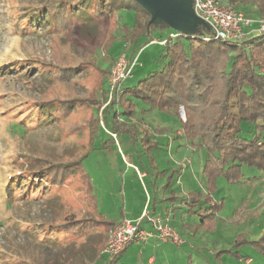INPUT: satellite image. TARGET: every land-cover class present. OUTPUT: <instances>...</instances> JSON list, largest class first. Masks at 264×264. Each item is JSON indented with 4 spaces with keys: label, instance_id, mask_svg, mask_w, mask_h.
<instances>
[{
    "label": "trees",
    "instance_id": "16d2710c",
    "mask_svg": "<svg viewBox=\"0 0 264 264\" xmlns=\"http://www.w3.org/2000/svg\"><path fill=\"white\" fill-rule=\"evenodd\" d=\"M42 1L33 10L28 5H18L17 13L9 19L18 33L34 34L38 27H45L46 33H61L75 22L89 27L102 24L106 17H111L109 24L112 38L99 61L103 74L100 87L106 94L107 105L101 114L100 109L92 111L87 149L74 157L57 161L29 153L22 154L23 161L27 160L29 165L35 167L19 171L20 179L15 184L18 192L23 189L27 196L37 191V199L45 196L44 201L50 204L48 206L53 211L55 208L51 204L57 200L58 191L69 184H80L81 197L96 217V220L88 219L61 203L60 209L64 211L58 213L59 222L44 230L45 239L41 241L47 242L50 235L57 233L78 237L98 226L108 233L116 226L117 223L108 221L98 211L92 177L84 165V160L98 140L104 146L112 142L118 145L130 142L134 148L140 147L143 155L169 147L180 160L188 156L189 165L199 167L197 175L203 180L202 188L196 187L186 193L182 188H174L183 167H189L187 164L158 172L166 175L169 181L175 178L174 184L170 181L163 188L169 189V197L164 201L169 202L165 211L172 217L170 223L174 229L177 225L181 228L190 226L197 232L217 233L218 211L222 203L214 200L213 193L218 180L223 178L229 184L243 182L250 186L256 181L264 184V33L249 34L242 41H219L211 36L207 27L199 26L196 34L181 35L171 40L165 47L161 69L151 71L133 86L125 89L121 87L120 92L110 99L106 82L116 62V58L110 56L112 45L118 40L128 43L132 56L144 48L156 33L158 38H164V31L172 29L165 23L150 25V13L134 0ZM221 1L248 17L264 19V0ZM0 3L9 4V0H0ZM122 10L135 12L132 28L118 18ZM183 39H187V42L184 43ZM12 64L2 66L3 70L13 69L17 65L14 62ZM47 72L41 70L39 74L46 76ZM75 72L76 68L58 65L47 77L51 82L54 79L66 83L75 77ZM74 105L72 100L58 105L54 102L45 103L40 106L43 119L39 125H50L68 117ZM181 108L185 110L186 120L180 116ZM100 120L110 124L107 141L100 139L98 134ZM156 121L164 126L160 131L165 132V136H155L153 124ZM10 126H17L28 133L29 128L22 121L13 122ZM140 173H145V178L150 176L146 170ZM5 175L3 189L7 198L11 199L15 191L12 190L14 184H10V170ZM41 183H45L44 186ZM22 185L26 187L21 188ZM259 192L260 199L255 202L256 206L259 202L264 203V187ZM250 206L248 203L245 209L249 210ZM188 221L191 224L186 223ZM242 237L243 240H237L236 243H247L244 234ZM249 243L264 257V235ZM100 253L94 264L100 261L103 264H120L121 253L114 259ZM232 254L239 256L237 251ZM243 259L251 260L249 256H243Z\"/></svg>",
    "mask_w": 264,
    "mask_h": 264
},
{
    "label": "rangeland",
    "instance_id": "374dc122",
    "mask_svg": "<svg viewBox=\"0 0 264 264\" xmlns=\"http://www.w3.org/2000/svg\"><path fill=\"white\" fill-rule=\"evenodd\" d=\"M42 2L9 0V4L0 3V264H94L104 250L109 233H104L101 226L78 237L57 233L48 239L46 237L47 242L41 241L45 239L44 230L59 222L61 203L68 205L72 212L96 220L81 197V185L69 184L60 189L56 194L58 201L51 204L55 208L52 211L50 204L44 201L45 196L37 199V191L26 196L23 189L18 192L15 184L20 179L19 171L33 166L27 160L23 161V153L57 161L74 157L87 149L92 111L100 109L101 114L107 105L106 94L100 87L103 74L99 61L111 42V17H106L102 24L89 27L75 22L61 33H46L45 27H38L34 34L18 33L9 21L11 15L17 13L18 5H28L33 10ZM135 15L134 11L122 10L118 18L132 28ZM171 33L170 29L165 30L164 37ZM158 36L156 33L155 38ZM183 40L187 42V39ZM130 50L128 43L118 40L112 45L110 56L117 60L122 53H127L128 58L135 60L141 49L132 56ZM164 52L165 47L158 44L144 46L131 71V78L122 84V88L133 86L151 71L161 69ZM12 62L17 64L13 69L3 70L2 66H11ZM58 65L76 68L75 77L66 83L54 79L51 82L47 76ZM41 70L48 71L47 75L39 74ZM69 100L75 105L68 117L50 125H39L43 119L40 106L48 102L58 105ZM180 116L186 120L185 110L183 114L180 112ZM18 121L28 126L27 134L17 126H10ZM99 123L100 139L107 141L110 124L101 120ZM153 126L155 136L166 135L160 131L164 127L160 122H154ZM93 148L84 160L85 169L92 177L98 211L115 224L124 216L129 217L131 212L140 218L146 205L156 202L155 197L159 200L169 197V189H162L170 181L174 184L175 178L169 181L166 175L158 172L190 164L188 156L180 160L169 147L143 155L141 148H134L130 142L120 145L112 142L104 146L98 140ZM194 168V172H199L198 166ZM190 169L183 167V174ZM9 170L10 184H14L12 190L15 191L11 199L3 189L5 174ZM144 170L150 176L142 180L139 173ZM193 179L196 187L202 188L203 180L198 175ZM255 183L251 186L243 182L229 184L225 179H219L213 193L214 200L222 203L218 211L217 233L197 232L190 226L181 228L177 225L175 229L186 244L178 248L173 242L167 243L172 251H179L174 255L169 252L171 257L183 258V264H249L251 261L252 264H264V257L249 243L264 235V204L260 208L259 202L253 207L255 210L245 209V205L249 203L250 206L260 199L259 191L264 184ZM41 184L44 186L45 183ZM174 185L177 186L176 183ZM166 204L169 202L156 204V207L162 211L161 205ZM151 209L152 206L149 211ZM141 226L154 230L147 221ZM243 234L247 243H236L243 240ZM234 251L239 252L238 257L232 254ZM243 256H249L251 260L245 261ZM128 258L124 255L119 258V263H129ZM98 264H103V261Z\"/></svg>",
    "mask_w": 264,
    "mask_h": 264
},
{
    "label": "built area",
    "instance_id": "2783aa9c",
    "mask_svg": "<svg viewBox=\"0 0 264 264\" xmlns=\"http://www.w3.org/2000/svg\"><path fill=\"white\" fill-rule=\"evenodd\" d=\"M193 8L196 15L208 26L211 36L222 41H242L252 33H264V19H253L233 6L223 3L221 0H193ZM257 25V26H255ZM178 32L171 33L164 38L153 37L149 45H161L166 47L171 40L180 37ZM208 40V39H207ZM143 48L133 60L128 58L127 53H122L116 60L108 79V90L110 99L122 87V84L132 76V69L138 60ZM181 113H184L181 108ZM103 122V121H102ZM137 169V168H136ZM140 178L144 174L139 173ZM145 221L149 222L154 230H147L141 226ZM152 239H159L163 243H172L178 246L184 244L183 238L171 226L170 219L157 216L149 211L146 205L142 215L137 220L125 219L112 228L106 239L103 254L109 259H114L134 243H146Z\"/></svg>",
    "mask_w": 264,
    "mask_h": 264
},
{
    "label": "crops",
    "instance_id": "0c3cea01",
    "mask_svg": "<svg viewBox=\"0 0 264 264\" xmlns=\"http://www.w3.org/2000/svg\"><path fill=\"white\" fill-rule=\"evenodd\" d=\"M194 166H195L194 164L189 166L191 169L187 172L185 171L184 174L182 171V175L179 176V178H181V179H179V182L176 183L177 186H174V188H176V189L182 188L183 189L182 191L184 193H186L189 190L196 188V185L193 182V180H194L193 176L194 175L197 176V172H194V170H193V169H195ZM143 174H144V176H143V178H141L142 180L146 179L145 178L146 174L145 173H143ZM183 180L185 181V183ZM182 182H183V185L181 186L180 183H182ZM162 190L164 191V189H162ZM160 193H162V191ZM165 199H166V197L164 199H160V200H159V197H155L156 202L152 203L151 205L149 204V209L152 206V209H151L152 214L162 215L164 217L169 215V213H166V211H165V207L167 206V204L161 205L164 208L163 209L164 211L163 210L160 211V210H158L159 208L156 207V204H159V205L163 204ZM263 204L260 203V206ZM255 206L256 205L252 204L249 209L255 210V209H253V207H255ZM260 208H262V206ZM256 210H259V209H256ZM250 213H251V211H250ZM130 215H129V217L124 216L117 223H119L125 219H128L129 221L130 220L135 221L139 217V215H137V217H134V213H132V212L130 213ZM169 219L172 222L171 216L169 217ZM186 223H191V222L188 221ZM143 224L144 223H142L141 225H143ZM184 244H186V242ZM167 245H168L167 243H163V242L159 241V239L158 240L152 239L146 243H134V244L130 245L125 250V252L121 253L119 258L123 257L124 255L125 256L128 255V257H129L128 262L129 263H127V264H183V262H184L183 258L182 259H179V258L176 259V257H174V259H173V256L171 257V255L169 253V252H172L174 255V254L178 253L179 251H177V250L172 251V249L167 247ZM177 247L180 248L183 246L177 245ZM180 256L182 257V255H180Z\"/></svg>",
    "mask_w": 264,
    "mask_h": 264
},
{
    "label": "water",
    "instance_id": "95a60500",
    "mask_svg": "<svg viewBox=\"0 0 264 264\" xmlns=\"http://www.w3.org/2000/svg\"><path fill=\"white\" fill-rule=\"evenodd\" d=\"M150 13V25L167 24L182 35H194L199 26L207 27L193 8V0H134ZM209 30V28H208ZM210 31V30H209Z\"/></svg>",
    "mask_w": 264,
    "mask_h": 264
}]
</instances>
